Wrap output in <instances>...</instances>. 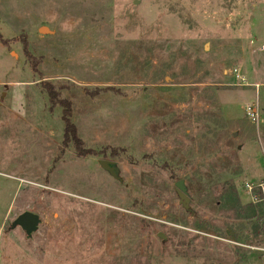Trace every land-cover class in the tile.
I'll return each instance as SVG.
<instances>
[{"label": "rangeland", "instance_id": "rangeland-1", "mask_svg": "<svg viewBox=\"0 0 264 264\" xmlns=\"http://www.w3.org/2000/svg\"><path fill=\"white\" fill-rule=\"evenodd\" d=\"M263 47L264 0H0V264H264L227 234L230 187L264 199Z\"/></svg>", "mask_w": 264, "mask_h": 264}, {"label": "trees", "instance_id": "trees-1", "mask_svg": "<svg viewBox=\"0 0 264 264\" xmlns=\"http://www.w3.org/2000/svg\"><path fill=\"white\" fill-rule=\"evenodd\" d=\"M58 104L62 108L61 120L64 125V138L66 139V142H71L74 148L78 149L79 140H77L74 127L70 122L69 104L65 101H61ZM77 156L80 157L82 155L81 153L77 152ZM228 192L235 202V207H238L239 209L236 210L235 217H238L236 219H241V221H245V223L244 225L239 224V226L237 227V233L234 232V235L231 232H229L230 234H227L230 235V237L239 239V237L244 238L243 236L246 232V236L252 234L255 238H259V245H264V199L260 190L257 191L258 198L256 202L247 204L244 207L240 206L235 188L230 187Z\"/></svg>", "mask_w": 264, "mask_h": 264}, {"label": "water", "instance_id": "water-1", "mask_svg": "<svg viewBox=\"0 0 264 264\" xmlns=\"http://www.w3.org/2000/svg\"><path fill=\"white\" fill-rule=\"evenodd\" d=\"M98 164L103 170L107 171L112 177H116L117 170L114 164L109 163L107 161H99ZM174 187L179 203L184 209L187 210L189 208V199L187 197V191L184 182L180 180L175 183ZM39 224H40V220L36 214L30 212H24L20 214L13 221L12 228L19 227L29 238L31 234L37 230ZM158 238L162 239L160 234H158Z\"/></svg>", "mask_w": 264, "mask_h": 264}, {"label": "built area", "instance_id": "built-area-1", "mask_svg": "<svg viewBox=\"0 0 264 264\" xmlns=\"http://www.w3.org/2000/svg\"><path fill=\"white\" fill-rule=\"evenodd\" d=\"M264 49V47H263ZM232 75L240 81V86H245V81L243 78H241L238 74V71L236 69L232 70ZM242 83V84H241ZM256 90L258 89V86L254 85L253 86ZM244 114L246 119H248L250 122L254 123L258 120L259 118V110L256 105L250 104L245 107L244 109ZM261 189L264 187V183L258 185ZM247 191H251L253 188L250 186H246Z\"/></svg>", "mask_w": 264, "mask_h": 264}, {"label": "crops", "instance_id": "crops-1", "mask_svg": "<svg viewBox=\"0 0 264 264\" xmlns=\"http://www.w3.org/2000/svg\"><path fill=\"white\" fill-rule=\"evenodd\" d=\"M223 115H224V117H225V120L227 121V122H232V121H234V119L233 118H231V117H226V115L224 114V111H223ZM259 184H262L261 182L259 183ZM246 186L247 185H245V188H246ZM248 186H250V185H248ZM251 187V186H250ZM255 187V186H254ZM253 188V187H252ZM246 191H247V189H246ZM253 190H251V191H247L248 193H249V195H250V197H251V192H252ZM238 192V191H237ZM256 194H257V192H256ZM254 196H256L255 194H253ZM239 197V196H238ZM249 197V198H250ZM240 198V197H239ZM256 198H258V195H257V197ZM251 199V198H250ZM250 203H254L252 200H249V201H247V202H243V204H245V205H247V204H250Z\"/></svg>", "mask_w": 264, "mask_h": 264}, {"label": "flooded vegetation", "instance_id": "flooded-vegetation-1", "mask_svg": "<svg viewBox=\"0 0 264 264\" xmlns=\"http://www.w3.org/2000/svg\"><path fill=\"white\" fill-rule=\"evenodd\" d=\"M13 223V222H12Z\"/></svg>", "mask_w": 264, "mask_h": 264}]
</instances>
